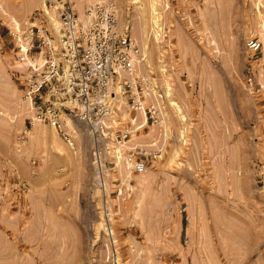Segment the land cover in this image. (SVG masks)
Masks as SVG:
<instances>
[{
    "label": "rangeland",
    "instance_id": "1",
    "mask_svg": "<svg viewBox=\"0 0 264 264\" xmlns=\"http://www.w3.org/2000/svg\"><path fill=\"white\" fill-rule=\"evenodd\" d=\"M57 1L0 0V264H264V0H109L160 115L120 100L102 182L70 101L32 124Z\"/></svg>",
    "mask_w": 264,
    "mask_h": 264
},
{
    "label": "built area",
    "instance_id": "2",
    "mask_svg": "<svg viewBox=\"0 0 264 264\" xmlns=\"http://www.w3.org/2000/svg\"><path fill=\"white\" fill-rule=\"evenodd\" d=\"M56 8L61 21V51L44 40L45 60L32 66L33 77L27 91L34 109L32 124L34 120L48 124L66 135L61 117L64 105L70 101L73 116L89 130L93 163L102 182L103 151L107 148L103 137L112 131L110 119L119 109L120 100L135 94L134 103L147 121L148 116L158 119L160 103L154 98L155 102L147 107L139 96L146 81L137 70L145 57L129 34L116 30L113 1L96 0L86 8L83 20L74 0H58ZM262 50L264 59V46ZM65 138L69 140L67 135ZM134 170L144 173L146 166L138 163Z\"/></svg>",
    "mask_w": 264,
    "mask_h": 264
},
{
    "label": "bare ground",
    "instance_id": "3",
    "mask_svg": "<svg viewBox=\"0 0 264 264\" xmlns=\"http://www.w3.org/2000/svg\"><path fill=\"white\" fill-rule=\"evenodd\" d=\"M61 24V23H60ZM56 28H57V31L59 32V30H60V25H59V23H57L56 24ZM60 33H61V30H60ZM62 38V33L60 34V37H59V39H61ZM28 51V50H27ZM39 62H41L40 64H42V61L41 60H39ZM35 65V62L31 65V67L32 66H34ZM34 118V117H33ZM34 124H43V123H40V122H36L35 120H34V122H33ZM51 126V125H50ZM51 127H53V126H51ZM54 129H56L55 127H53Z\"/></svg>",
    "mask_w": 264,
    "mask_h": 264
}]
</instances>
